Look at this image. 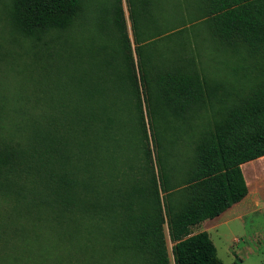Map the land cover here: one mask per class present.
<instances>
[{
    "label": "trees",
    "instance_id": "16d2710c",
    "mask_svg": "<svg viewBox=\"0 0 264 264\" xmlns=\"http://www.w3.org/2000/svg\"><path fill=\"white\" fill-rule=\"evenodd\" d=\"M102 1L4 4L15 31L39 42L54 34L81 61L69 74L63 68L66 80L60 83L66 87L69 80L81 103L64 94L59 106L50 104L53 124L109 122L112 114L105 112L113 92L126 105L134 136H88L124 141L121 162L104 158L98 146L66 144L96 164L91 180L56 168L34 146L7 150L0 136V188L21 191L17 207L0 220V264L12 258L11 264H29L31 247L41 243L68 255L85 219L99 222L97 235L105 247L146 256L148 264H171L164 225L173 264H222L208 233L192 234L191 228L242 201L248 190L240 166L264 156V0H197L190 31L187 25L168 30L156 25L147 12L151 1L126 0L131 37L121 0ZM86 22L98 34L89 35L86 44L64 38ZM18 103L8 114L31 119L23 110L29 101ZM69 110L79 119L69 117ZM39 132L30 139L49 140L50 133ZM59 149L57 157H65ZM25 163L33 164L30 181L15 176Z\"/></svg>",
    "mask_w": 264,
    "mask_h": 264
},
{
    "label": "rangeland",
    "instance_id": "374dc122",
    "mask_svg": "<svg viewBox=\"0 0 264 264\" xmlns=\"http://www.w3.org/2000/svg\"><path fill=\"white\" fill-rule=\"evenodd\" d=\"M6 1L0 0V136L4 138L5 142H8L6 149L18 153L21 148H29L31 145L29 148L31 149L34 146L45 152L47 158L48 156L51 158V163L56 168L65 170L72 176L90 178L91 180L97 171L96 164H90L92 159L87 160L81 153L77 156L76 147L72 150L70 147L73 145L66 146V144H73V141L78 144L79 140L80 144L84 145L83 143H85V148L98 146L100 150L104 151L102 154L104 158L107 156L118 157L121 162V158L126 152L124 141L116 143L109 141L108 138L102 140L88 136H134L131 117L126 105L120 97L116 98L113 92H110L109 108L106 112L104 111L105 114H112V119H109V122L88 124L90 121H85L80 125L72 124L70 127L53 124L50 117L54 111L48 112L50 104L59 106L63 102L64 94L74 102L76 101L75 104L81 103L69 80L66 81V87L60 85L66 80L65 74H69L70 69L76 63L80 64L81 61L75 54L76 50L68 49L54 34H47L39 42L28 39L15 31L5 16L4 4ZM106 1H102V3ZM150 1L152 4H150L151 7H147V12L155 16L156 25L167 30L173 28L175 24H178V27L187 25L185 26L187 31L191 30L189 20L196 16L197 0H160L159 3L158 0H147V4ZM121 4L127 31L131 37L126 0H121ZM82 27L79 30L65 32L64 38L74 45L83 46L88 42L89 35H98L90 22H86ZM147 32H149V27L146 28ZM67 61H69L68 66L66 65ZM205 61L204 66L209 68L211 61L208 59ZM82 65L84 66V64ZM64 67L68 73H63ZM90 78L87 67L88 87L91 86ZM104 87L109 88L107 85ZM28 101L29 104L26 105L30 109L23 107V110L32 113L31 119L28 117L22 120L16 119L11 110L8 114V110L12 108L9 106L14 102L23 104ZM111 102L113 103L110 105ZM58 111L65 115L68 114V111L64 109ZM9 117L12 120L10 122L8 121ZM69 117L75 120L79 119L72 110H69ZM36 131H40L42 136L50 133L49 140L30 139ZM112 132L114 133L112 134ZM12 135L15 136L14 142H11L9 137ZM60 146H62L65 157L58 158ZM29 149L26 154L29 153ZM128 155L131 157V153ZM32 168L33 164L31 163L21 164L20 167L15 168L16 178L30 181L28 177L33 174ZM122 169L127 170L126 165H123ZM251 175V172L246 170L245 178L248 184H250ZM262 182L264 184V179ZM262 188L264 189V187ZM250 190L249 200L235 208L237 211H241L240 217L225 215L226 217L219 220L206 221L191 228L192 234L204 231L208 233L222 264H264V192L262 190L263 195L258 197L261 200L260 205L255 206L257 195L253 187ZM20 194V190L4 193V190L0 188V220L17 207ZM249 202H252V205ZM99 225L95 219H85L84 230L77 241L68 247V255L65 250L62 251V255H59L57 248L50 247L49 243L34 244L30 249L31 255L28 256L29 264H63V261L66 263L68 261L67 264H148L149 258L146 256H125L105 247L97 235ZM163 229L169 259L173 264L172 243L169 241L166 225ZM46 236L48 237V235ZM42 241H49V239L44 237ZM12 262L13 258L9 263Z\"/></svg>",
    "mask_w": 264,
    "mask_h": 264
},
{
    "label": "crops",
    "instance_id": "0c3cea01",
    "mask_svg": "<svg viewBox=\"0 0 264 264\" xmlns=\"http://www.w3.org/2000/svg\"><path fill=\"white\" fill-rule=\"evenodd\" d=\"M242 175L244 177V180L246 182L247 185V195L246 197L240 201L239 203L234 204L232 207H230L229 209H227L225 212H223L221 215H219L218 217L212 219V220H219L222 217H226L225 215H228V217L232 216V215H236V217H240L242 214L241 211H237L235 208L239 207V205H241L244 201L246 202V200L248 199V196L250 194V189L253 187L255 189V193L257 195V199L255 201V206L260 205L261 200H259L260 195H263L264 189L262 187H264V184L262 182V180L264 179V156L261 158H258L254 161L242 164L240 166ZM246 170H249L251 172V176H250V184L247 183V180L245 178V174H246ZM263 190V192H262ZM259 197V198H258ZM248 202V201H247ZM252 205V202H249ZM225 219V218H224ZM206 221H210V220H206ZM204 221V222H206ZM202 222V223H204ZM221 222V221H218ZM201 223V224H202ZM206 232V231H204Z\"/></svg>",
    "mask_w": 264,
    "mask_h": 264
}]
</instances>
